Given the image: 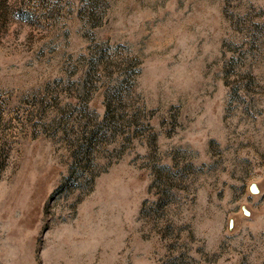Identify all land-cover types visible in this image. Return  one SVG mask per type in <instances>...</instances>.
<instances>
[{"label": "rangeland", "instance_id": "1", "mask_svg": "<svg viewBox=\"0 0 264 264\" xmlns=\"http://www.w3.org/2000/svg\"><path fill=\"white\" fill-rule=\"evenodd\" d=\"M0 264H264V0H0Z\"/></svg>", "mask_w": 264, "mask_h": 264}]
</instances>
